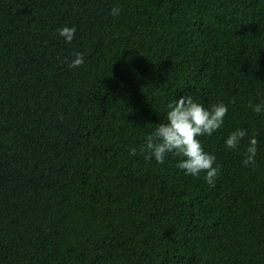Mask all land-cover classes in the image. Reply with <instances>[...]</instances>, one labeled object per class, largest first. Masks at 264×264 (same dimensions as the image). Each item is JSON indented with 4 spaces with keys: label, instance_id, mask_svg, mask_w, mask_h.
<instances>
[{
    "label": "trees",
    "instance_id": "trees-1",
    "mask_svg": "<svg viewBox=\"0 0 264 264\" xmlns=\"http://www.w3.org/2000/svg\"><path fill=\"white\" fill-rule=\"evenodd\" d=\"M181 93L228 105L201 137L214 184L140 151ZM250 99L264 101V0H0V264H264ZM235 127L258 140L248 166L247 136L223 144Z\"/></svg>",
    "mask_w": 264,
    "mask_h": 264
},
{
    "label": "clouds",
    "instance_id": "clouds-1",
    "mask_svg": "<svg viewBox=\"0 0 264 264\" xmlns=\"http://www.w3.org/2000/svg\"><path fill=\"white\" fill-rule=\"evenodd\" d=\"M120 11L118 5L113 6L109 9V14L116 17ZM57 31L70 43L76 28L66 24ZM84 58V51L74 50L68 64L80 65L84 63ZM248 106L254 113H264V101L253 103L250 99ZM227 112L228 105L223 101L205 105L190 93L176 95L167 102L163 119H159L150 131L143 134L140 151L144 154V159L164 163L165 157L169 154L178 156L176 168L183 170L185 175L200 177L204 182L214 184L221 165L215 153L204 148L201 137L210 136L220 129L224 125ZM246 136L248 140L242 153V164L248 166L255 162L258 151V140L255 135L249 134L245 127H235L224 137L223 144L227 149L238 150ZM128 151L135 154L137 148L131 146Z\"/></svg>",
    "mask_w": 264,
    "mask_h": 264
}]
</instances>
